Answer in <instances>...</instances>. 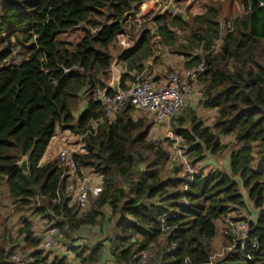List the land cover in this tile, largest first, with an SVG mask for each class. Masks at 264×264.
<instances>
[{"label": "trees", "instance_id": "16d2710c", "mask_svg": "<svg viewBox=\"0 0 264 264\" xmlns=\"http://www.w3.org/2000/svg\"><path fill=\"white\" fill-rule=\"evenodd\" d=\"M147 1L0 0V186L14 210L25 211L20 253L28 264H74L69 256L78 264H109V254L113 264H210L219 225L251 208L258 216L244 248L214 264H264V0H239L243 13L226 18L209 4L201 14L187 7L150 15L137 31L132 25L133 44L117 57L121 90L150 79L147 62L161 63L159 48L183 57L186 69L205 62L198 102H188L171 121L179 142L152 140L156 119L136 116L130 103L106 115L93 95L96 88L114 94L111 49ZM175 3L183 7L182 0ZM78 27L84 32L79 42L62 39ZM203 113L214 114L212 126ZM58 132L84 138L87 153L75 160L102 182V193L86 209L66 194L59 162L41 164ZM176 145L195 167L233 148L228 169L202 171L189 182L173 155ZM25 157L28 172L19 165ZM106 209L112 237L77 243L79 232L106 221ZM31 214L59 228L68 255L52 258L39 249L43 231L36 235ZM1 238L0 264H7L20 241L7 245Z\"/></svg>", "mask_w": 264, "mask_h": 264}, {"label": "built area", "instance_id": "2783aa9c", "mask_svg": "<svg viewBox=\"0 0 264 264\" xmlns=\"http://www.w3.org/2000/svg\"><path fill=\"white\" fill-rule=\"evenodd\" d=\"M150 1L153 3L152 9L143 8L142 13L140 11L135 18L131 17L129 21L133 20L137 25L141 26L151 20V17H149L150 13L162 10L161 0ZM165 9H167L166 6H164ZM128 39L129 36L126 32L119 37V43L124 49L131 47V42ZM13 63L17 67L23 63L20 47L13 51ZM204 69L205 62L202 60L200 64L191 69H185L183 73H171L162 84H156L153 80L145 77L137 78L135 82L128 84L126 89L121 90L119 93L114 91V94L110 95L107 89L96 88L93 95L96 100L102 103L106 115H112L125 103H130L137 112L148 113L156 119L157 123H165L169 126L171 121L185 110L188 102L195 99L199 75L204 72ZM169 137L179 142L172 133H170ZM75 145L72 147L65 145L59 151L57 160L64 170L63 177L66 178V194L71 198L72 204L78 205L80 209H86L90 205L91 197H98L102 193L103 185L102 182L93 185L91 178L85 173V168H80L75 157L85 155L87 150L85 144ZM174 149L185 167L189 182H192L194 177L203 175L202 171L198 167L193 166L179 148ZM256 215H251V220L227 218L223 233L226 245L221 252L216 255L215 253L213 254L210 264H214L217 260L232 253L239 245L244 248L251 222L256 220L258 216ZM165 219L164 217L163 224H165ZM44 223L46 226L43 230L39 249L43 251L55 250L60 246L59 228L52 225L48 220H45ZM152 254H154V251H151L147 256ZM28 263L27 258L20 252L13 253L7 262V264Z\"/></svg>", "mask_w": 264, "mask_h": 264}, {"label": "rangeland", "instance_id": "374dc122", "mask_svg": "<svg viewBox=\"0 0 264 264\" xmlns=\"http://www.w3.org/2000/svg\"><path fill=\"white\" fill-rule=\"evenodd\" d=\"M163 2V0H161ZM161 2V8L162 10H158L157 12H152L150 15H155L157 13H164L168 11V6L170 4L173 5L174 7V12L171 13H181L185 12V8L191 7L192 13L193 14H201L204 12L205 8L209 4H216L222 8V16L224 18L231 16V15H237L243 13L242 8L239 0H182V5L184 8L183 10H179L182 8H177L175 5V0H170L168 3H162ZM239 3V4H238ZM164 6L167 7L166 10H164ZM160 8V9H161ZM104 11L107 12V8H104ZM164 11V12H163ZM142 13V11H141ZM135 22L133 20L127 21L126 24V33L130 37L131 35L133 36V31H132V25ZM143 26V25H142ZM141 26V27H142ZM140 26L137 25L135 28V31L139 30ZM84 35V32L81 30L80 27L75 28L68 33L62 35V39L69 41L73 44L79 42ZM120 42V41H119ZM118 42L120 48L124 49L120 43ZM119 46L116 44L112 47L111 52L114 53L115 58L116 56L120 53L121 50H119ZM169 71V70H168ZM112 83V71H111V82L109 84V87ZM199 88V87H198ZM197 93V92H196ZM197 96V95H196ZM194 100H191L193 102ZM141 115L140 112L138 111L136 113V116ZM213 114H204V117L206 119L211 120ZM171 125V123H170ZM167 126L165 123L156 125L155 129L152 131V140H164V139H170L169 135L172 133L171 127ZM171 130V131H170ZM172 140V139H171ZM75 144H85L84 143V138L82 136L75 135L71 132H58L55 138L51 141L48 150L46 151L42 163H47L50 161H58L57 160V155L59 151L66 145V146H76ZM174 148H178V145H176ZM173 150V155L178 157V153ZM180 149V148H179ZM233 148L228 149L224 154L219 156L214 163L208 164L209 161L207 160V164H202L201 166H197L201 171H204L206 174H208L212 170H217V169H225L226 168V159L229 158ZM176 157V158H177ZM178 160V159H177ZM226 170V169H225ZM85 173L89 178H91L92 184L95 185L96 183L99 182V178L97 175H95L89 168L85 169ZM94 176V178H93ZM98 179V180H97ZM6 186V185H5ZM8 193L5 189V187L0 186V241H2L3 235L5 238V241H7V245L10 244V241H20V244L17 247L16 251L21 252L20 250H23L24 243L22 241L23 238H20L19 231L23 227V221H22V215L25 214V211H18L14 210L12 207L11 201L8 198ZM107 217L106 221L103 224H98L97 227H91L89 229L83 230L79 232L75 237L77 240V243H80L81 245H86L90 243H96V242H101L105 241V239H108L109 237H112L115 227H114V222L111 219V211L109 209H106ZM30 214V213H29ZM251 215H256V211L254 209H249V211L245 210H236L235 212L231 213L229 218H232L234 220H240V219H247L251 220L252 216ZM30 219H32L35 227V233L37 236L41 235L42 231L44 230V227L46 226L44 223V220L38 216H32L30 215ZM224 225L220 224L219 225V236L218 239L215 241L216 243L214 244V253L215 255L219 252H221L224 249V246L226 245L225 237L223 235L224 233ZM87 242V243H86ZM12 245V244H11ZM67 247L64 242V238L60 237V246L57 248V250L50 251L52 258L54 257L53 255L56 256H64L66 253ZM49 252V251H48ZM68 255V254H67ZM155 257V255H152ZM25 258H27V255H24ZM70 261L74 264H78L74 262L73 257L69 256ZM28 260V258H27ZM29 261V260H28ZM106 261L109 264H113V258L109 254L106 256Z\"/></svg>", "mask_w": 264, "mask_h": 264}, {"label": "crops", "instance_id": "0c3cea01", "mask_svg": "<svg viewBox=\"0 0 264 264\" xmlns=\"http://www.w3.org/2000/svg\"><path fill=\"white\" fill-rule=\"evenodd\" d=\"M152 6H153V3L151 1H147L146 3L143 4V6L141 8V11L145 7H146V9H152ZM240 8H242V7H240ZM242 11H243V9H242ZM134 24H136V23H134ZM132 44L133 43L131 42V46H132ZM117 45L119 46L118 43H117ZM119 49L122 50L120 48V46H119ZM159 50L160 51L158 52V54H161V63L154 65L153 60H150V61L147 62V66L151 68V69H149L150 79L153 80L156 84H162L168 79V75L167 74H168V70L169 69H172L173 72H178L179 74L183 73L184 70L186 69L185 60L183 59V57H179V56H176V55H171L169 53H166L167 51L163 50L162 48H159ZM113 55H114V53H113ZM118 55L116 56V59H115L114 63L117 64L116 65L117 70H119L122 73L121 67L117 63L118 62L117 61ZM195 102H198V99H194L193 103H195ZM203 114H213V113H203ZM211 116H212L211 120L206 119L207 125H209V126H212L213 125V121H214V114L211 115ZM157 125H160V124L158 123ZM228 160L229 159L227 158L226 159V164H225L226 165V169H228ZM212 163L213 162H211V160H210L208 164L210 165ZM41 164H45V163H42V161H41ZM99 182H100V180H99ZM215 243L216 242H214V244Z\"/></svg>", "mask_w": 264, "mask_h": 264}, {"label": "water", "instance_id": "95a60500", "mask_svg": "<svg viewBox=\"0 0 264 264\" xmlns=\"http://www.w3.org/2000/svg\"><path fill=\"white\" fill-rule=\"evenodd\" d=\"M166 10V9H165ZM168 11L170 12H174V7L172 4H170L168 6ZM116 63H113L112 65V83L110 85V88H112L115 92L119 93L121 91V88H120V83H121V72L119 70H117L116 68ZM20 165V168L25 171V172H28V159L27 157H25L21 163L19 164Z\"/></svg>", "mask_w": 264, "mask_h": 264}]
</instances>
